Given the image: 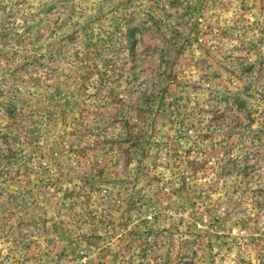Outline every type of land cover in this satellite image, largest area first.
Listing matches in <instances>:
<instances>
[{
    "label": "rangeland",
    "instance_id": "rangeland-1",
    "mask_svg": "<svg viewBox=\"0 0 264 264\" xmlns=\"http://www.w3.org/2000/svg\"><path fill=\"white\" fill-rule=\"evenodd\" d=\"M0 264H264V0H0Z\"/></svg>",
    "mask_w": 264,
    "mask_h": 264
}]
</instances>
